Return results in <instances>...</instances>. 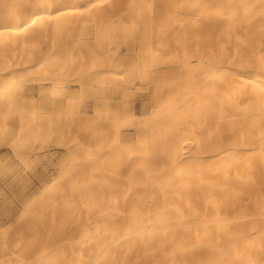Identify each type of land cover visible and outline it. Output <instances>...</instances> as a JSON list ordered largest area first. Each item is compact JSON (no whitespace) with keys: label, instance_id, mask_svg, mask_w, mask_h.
<instances>
[{"label":"bare ground","instance_id":"obj_1","mask_svg":"<svg viewBox=\"0 0 264 264\" xmlns=\"http://www.w3.org/2000/svg\"><path fill=\"white\" fill-rule=\"evenodd\" d=\"M0 264H264V0H0Z\"/></svg>","mask_w":264,"mask_h":264},{"label":"rangeland","instance_id":"obj_2","mask_svg":"<svg viewBox=\"0 0 264 264\" xmlns=\"http://www.w3.org/2000/svg\"><path fill=\"white\" fill-rule=\"evenodd\" d=\"M130 97L132 98V95H131ZM140 110H141V109H139V111H138V112H140Z\"/></svg>","mask_w":264,"mask_h":264}]
</instances>
